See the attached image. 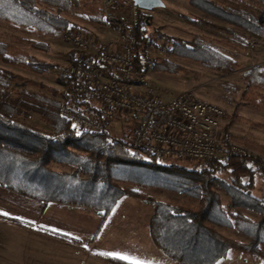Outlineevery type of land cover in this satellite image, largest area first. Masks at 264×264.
Segmentation results:
<instances>
[{
    "label": "trees",
    "instance_id": "16d2710c",
    "mask_svg": "<svg viewBox=\"0 0 264 264\" xmlns=\"http://www.w3.org/2000/svg\"><path fill=\"white\" fill-rule=\"evenodd\" d=\"M74 0H0V19L20 27L37 28L42 34L67 31L71 23L61 16L72 8ZM204 14L264 36L259 16L243 7L211 0H190ZM264 4V0H253ZM43 4L48 9H41ZM91 23L105 24L104 14L95 1L86 5ZM56 9L53 14L49 10ZM147 21V17L144 18ZM208 27L237 36L232 30L197 21ZM46 28H49L46 30ZM137 76L149 72L180 73L183 69L163 59L145 68L141 50L151 47L147 31L132 30ZM170 53L180 59L200 63L211 69L230 73L239 69L233 59L219 53L200 39L192 42L171 40ZM32 48L47 51L45 43L30 42ZM0 62L43 75L55 69L23 50L0 42ZM72 71L59 77L60 84L71 86L84 75L76 63V52L70 55ZM20 78L0 68V186L26 198L43 203H58L99 211L107 218L119 200L130 195L154 206L150 236L154 245L179 264H219L233 250L259 257L264 264V200L252 195L257 179L263 182L264 146L246 138H235L224 132L225 139L256 153L234 154L226 163L201 161L202 169L167 165L159 157L144 150H134L130 139L124 140L110 130L102 133H80L60 115L61 103L45 94L14 92L12 86ZM245 95L264 87V69L256 66L243 75ZM31 84L37 85L32 82ZM43 90L59 95L48 87ZM37 115L50 131L27 121ZM52 163L75 168L72 174L56 172ZM227 174L225 181L220 176ZM122 183L145 188H163L197 201V205L171 206L138 192L121 187ZM222 189L230 198L231 208L257 215L252 220L242 213L228 214L216 191ZM217 228L236 230L249 242L239 243L224 237ZM66 240L67 237L54 235ZM112 264H127L104 257Z\"/></svg>",
    "mask_w": 264,
    "mask_h": 264
},
{
    "label": "rangeland",
    "instance_id": "374dc122",
    "mask_svg": "<svg viewBox=\"0 0 264 264\" xmlns=\"http://www.w3.org/2000/svg\"><path fill=\"white\" fill-rule=\"evenodd\" d=\"M92 1L97 3L98 8L103 12L105 19L103 0H74L72 2V8L69 11L62 13L61 16L71 23L70 28L77 29L84 37L98 41L99 43L102 41L113 43L117 37V32L113 27L107 25L106 22L104 25H101L98 23H91L87 19L86 16L88 11L86 5L89 3L91 4ZM211 1L219 4H233L253 11L259 16L262 29L264 30V4L253 0ZM163 2L165 4L163 8H157L152 11L140 10V23L138 27L147 31V37L151 41V47H153L154 60H167L181 67L183 71L180 73H158L151 71L148 74L152 75L153 80H149V84L158 90L160 95L166 99H170L173 96L182 93H190L199 100L207 101L220 107L224 111V119L221 124L223 133L227 132L229 136L235 138H246L264 146V87L255 90L253 94L245 95L246 84L243 81V75L254 67L260 66L264 69V36H258L246 32L244 29L232 26L225 21L206 15L194 7L190 0H163ZM119 3V9L116 16L119 19H131L133 16V3L127 0H119ZM38 7L48 9V7L43 4H38ZM49 11L53 14L57 13L56 9L53 8ZM145 17L148 18L147 21H145ZM197 21L210 23L221 29L232 30L237 33V36L198 24ZM1 30L3 29L0 26V32ZM132 30L133 29H130V33L133 39ZM15 34L20 35V33ZM24 36L28 38V41L30 42L47 44L49 46L48 50H36L31 47L30 42H8H11L15 45L14 47L23 50L36 59L54 65L56 68L43 75H38L28 70L2 62H0V68L8 70L20 78V80L14 82L12 86L14 92L25 91L30 95L45 94L58 102H61L62 97L60 94L57 96L53 95L52 93L43 90L42 87L46 86L58 90L59 92L62 91L59 77L61 76V72L70 65V55L73 52L72 46L66 41L64 34H62L61 31L57 34L53 33L52 37L47 41H42L44 38L41 37L42 39H40L37 34L27 35L25 33ZM0 37H2V33H0ZM196 39H200L206 44H210L219 53L233 59L239 64V69L230 73H223L200 63L180 59L170 53V49L172 48L171 40L192 42ZM32 82L37 85L31 84ZM27 121L39 128L50 131L49 127L37 115L31 114ZM134 121L133 118H120L116 120L110 131L121 139L129 140L133 130L132 125L135 123ZM246 153L257 156L256 153H252L248 150H246ZM162 162L167 165L175 164L188 169H202L204 167V164L201 162L184 158H169L164 159ZM52 168L56 172L68 174H72L76 170L73 167L56 163H52ZM220 177L225 181L229 178L227 174H223ZM121 187L130 191L138 192L145 197L153 198L156 201L171 206L194 207L197 205V201L180 193H175L163 188H145L132 183H122ZM216 191L220 194L224 209L228 214L238 212L252 220L257 218L255 213L247 210L234 211L231 208L229 196L219 187H216ZM252 195L260 200H264L262 180L257 179ZM124 197L122 198L139 201L142 209L146 210L145 207H149L151 217L153 218L154 206L152 204L130 195ZM141 206L135 207L133 209L134 213L137 214L139 212V207ZM107 218L104 219L103 217V221H106ZM217 230L224 237L233 241L245 244L249 242L245 236L236 230L223 228H217ZM44 233L48 235L54 234L52 232L47 233L46 231ZM262 251L264 252V247L262 248ZM100 257L104 260V257L107 256L101 255ZM157 259H154L153 255H151L150 262L152 264H157ZM167 259L170 258L167 257ZM170 261L173 260L170 259ZM219 264H263V260L259 257L233 250L229 253L228 257L223 259Z\"/></svg>",
    "mask_w": 264,
    "mask_h": 264
},
{
    "label": "built area",
    "instance_id": "2783aa9c",
    "mask_svg": "<svg viewBox=\"0 0 264 264\" xmlns=\"http://www.w3.org/2000/svg\"><path fill=\"white\" fill-rule=\"evenodd\" d=\"M119 4L103 0L105 22L117 32L113 43L90 40L72 27L63 32L84 75L71 86L62 85L61 117L80 133H102L120 118H133L132 149L161 159L226 163L234 154H245L244 147L225 139L220 107L190 93L166 99L149 84L147 74L137 76L130 29L139 26L141 9L132 4V18L119 19ZM141 55L150 69L153 47L142 49ZM71 71L69 65L61 76L68 77Z\"/></svg>",
    "mask_w": 264,
    "mask_h": 264
},
{
    "label": "crops",
    "instance_id": "0c3cea01",
    "mask_svg": "<svg viewBox=\"0 0 264 264\" xmlns=\"http://www.w3.org/2000/svg\"><path fill=\"white\" fill-rule=\"evenodd\" d=\"M0 26V42L12 46L15 45L8 41L30 42L25 33L37 34L44 38L42 41L52 37L37 28L20 27L2 19ZM146 77L153 80L151 74ZM124 198L103 221L96 210L42 203L0 186V264H111L101 255L127 264H152L153 255L158 258L157 264H177L167 259L151 239L149 207L142 209L139 201ZM137 206L141 207L136 214L133 209Z\"/></svg>",
    "mask_w": 264,
    "mask_h": 264
},
{
    "label": "water",
    "instance_id": "95a60500",
    "mask_svg": "<svg viewBox=\"0 0 264 264\" xmlns=\"http://www.w3.org/2000/svg\"><path fill=\"white\" fill-rule=\"evenodd\" d=\"M143 11H152L165 6L163 0H127Z\"/></svg>",
    "mask_w": 264,
    "mask_h": 264
},
{
    "label": "snow or ice",
    "instance_id": "6c2138e0",
    "mask_svg": "<svg viewBox=\"0 0 264 264\" xmlns=\"http://www.w3.org/2000/svg\"><path fill=\"white\" fill-rule=\"evenodd\" d=\"M5 215H7L6 213H5ZM55 231V230H54ZM120 259H126V257H123V256H120L119 257ZM134 264H139V262H134Z\"/></svg>",
    "mask_w": 264,
    "mask_h": 264
}]
</instances>
